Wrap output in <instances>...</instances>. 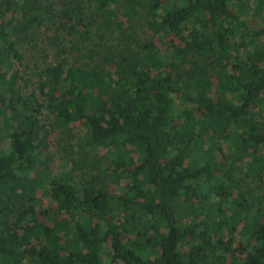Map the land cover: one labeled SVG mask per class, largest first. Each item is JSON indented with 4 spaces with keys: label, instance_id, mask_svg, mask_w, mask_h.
<instances>
[{
    "label": "trees",
    "instance_id": "16d2710c",
    "mask_svg": "<svg viewBox=\"0 0 264 264\" xmlns=\"http://www.w3.org/2000/svg\"><path fill=\"white\" fill-rule=\"evenodd\" d=\"M0 264H264V0H0Z\"/></svg>",
    "mask_w": 264,
    "mask_h": 264
},
{
    "label": "rangeland",
    "instance_id": "374dc122",
    "mask_svg": "<svg viewBox=\"0 0 264 264\" xmlns=\"http://www.w3.org/2000/svg\"><path fill=\"white\" fill-rule=\"evenodd\" d=\"M59 4L55 5V9L57 12V8H59ZM56 27L53 26L50 22H47L44 26H42L39 30H35L33 31V33L37 36V44L40 47H42L43 49L40 50L41 52L36 53L34 56V59H32L30 62L27 61V59L32 55L33 50H38V48L32 49L34 47H32L33 45V41H29L30 43H27V47L23 48V52L26 58V61L24 62V65L28 66L29 70H26L24 72V68L23 66H18L16 63L14 65V67L16 69L19 70V78H18V86L19 89L22 91V93L24 94H30L31 91L34 90L35 86H36V81H37V77L35 74V70H34V66L35 64H33L34 60H43V59H47V62H53L54 59V49L51 47V44L49 43V40H47L48 36H51L54 33V29ZM144 28L143 23H140L137 26V31L138 33H140ZM164 42H159V40H157V43L160 44L161 47H165L167 43H178L176 42V39L172 36L170 37H166L163 38ZM46 47H50L49 50L46 49ZM26 63V64H25ZM212 83H213V90H216V86H217V80L216 78H212ZM48 127V126H47ZM75 125H71L70 126V131L69 132H61L60 129H56L53 133H51L48 136V141L50 144V151L53 155V160L50 163V167L53 169L55 174H61L64 173L65 171H68V159L67 161H65V158H71V150L69 148V143L71 140V136L72 133L75 132ZM49 129L51 128V126L48 127ZM60 139V140H59ZM73 141H71L72 143ZM104 155V151L101 150L98 154H97V159L99 161H101V165L103 166H107V162L106 161V157L103 158ZM73 156V155H72ZM72 160H75V158L72 157ZM65 162V164H64ZM70 172V171H69ZM79 172H76L75 170L70 172V174L72 175V177L75 180H79V176H78ZM251 183V179L247 181V184L249 186V184ZM48 199L46 197H44L42 199V206L41 209H43V207L47 206L48 204ZM224 235L226 236V238L230 237V232L228 233V231H225ZM242 247V240L239 236H237L235 238V240L233 241V248L239 250V248L241 249ZM186 248H184L185 250ZM239 253V251H238ZM242 253V252H241Z\"/></svg>",
    "mask_w": 264,
    "mask_h": 264
}]
</instances>
